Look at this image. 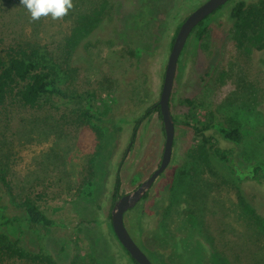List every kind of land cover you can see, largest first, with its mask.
Returning a JSON list of instances; mask_svg holds the SVG:
<instances>
[{"label":"rangeland","instance_id":"1","mask_svg":"<svg viewBox=\"0 0 264 264\" xmlns=\"http://www.w3.org/2000/svg\"><path fill=\"white\" fill-rule=\"evenodd\" d=\"M204 1L166 0L157 18L127 26L139 0H73L63 19L38 21L20 0H0L1 49L18 43L40 49L57 63L62 87L91 93L94 113L110 122L105 129L85 115L86 99L51 95L36 107L14 99L0 106L4 202L23 214L30 199L67 224L47 228L25 218L21 227L0 224V232L20 236L26 251L50 255L54 264H135L110 227L112 193L117 176L119 193H126L161 162L163 121L156 110L145 113L159 100L178 26ZM238 1L212 16L203 38L189 36L170 97L178 121L171 162L125 215L134 239L163 264H264V23L254 32L237 22L231 11ZM243 1L246 8L264 2ZM211 119L244 132L235 144L214 128L206 131L233 148L230 163H204L196 152L201 137L185 121L204 127ZM256 165L262 171L255 176ZM88 179L97 185L91 198L81 196ZM198 237L205 243L200 252Z\"/></svg>","mask_w":264,"mask_h":264},{"label":"trees","instance_id":"2","mask_svg":"<svg viewBox=\"0 0 264 264\" xmlns=\"http://www.w3.org/2000/svg\"><path fill=\"white\" fill-rule=\"evenodd\" d=\"M165 3L166 0H139L135 13H132L126 18L127 26H139L151 18H157L159 10L165 6ZM120 7L121 6L117 3L116 8L119 10ZM222 7L223 6L218 10ZM218 10L207 16L193 29L192 34H194L195 41L203 38L206 34L209 21ZM231 14L237 22L241 23V21H245V25L251 27V30L256 32L261 26V23H264V2L261 5L246 8L245 1L239 0L233 6ZM141 54L142 49L136 47L135 56L141 57ZM51 95L67 99H86V111L84 114L92 118L101 127H104L105 129L109 128V120L94 113L93 95L91 93L82 94L79 92L66 91L59 80L57 63L47 59L40 49L26 47L20 43L10 45L7 49H1L0 47V106L5 105L10 99H14L23 106L36 107L40 105L43 98ZM153 110L158 111L161 116L160 107L157 102L147 109L145 116ZM144 117H140L137 124L142 120L141 118ZM174 119L176 124L178 121L175 117ZM185 123L191 126L195 133L201 137L202 142L198 145V151L196 152L204 163H209L211 158L230 163L233 157V148L229 149L218 145L217 138L214 135L206 133L209 129L214 128L224 139L235 144H241L244 140V132L242 128L233 123L227 124L224 121L213 119H211L210 124L204 127H199L196 123L190 121H185ZM230 167L234 173L237 172V168L233 166L232 163L230 164ZM261 171L262 166L256 165L254 167L255 176L260 175ZM262 176H264V174H262ZM119 186L120 180L117 176L116 186L112 193L113 200L120 195ZM96 190L97 185L95 180L88 179L81 190V196L85 198L94 197ZM147 196L148 194L145 199ZM157 208L158 206L155 207V212L158 211ZM251 208L254 215L255 209L253 206ZM23 209V214L11 212L8 204L3 200L2 192H0V224L2 227L5 228L9 224L21 227L25 218L30 223L39 224L47 228H64L67 226L64 220L51 217L30 199L24 201ZM141 212L144 214V217H146L144 205L141 208ZM109 217L111 218V214ZM110 227L115 234L112 222H110ZM22 232L23 231L20 230V234H22ZM196 240L198 243L196 251L200 252L205 246V243L200 237ZM124 250L130 256L125 248ZM61 251H64L63 247L61 248ZM152 256L157 263L163 264L159 256ZM149 257L151 258V256ZM130 259L135 264H138L131 256ZM23 260L30 262V264H54L50 255H46L41 251L34 254L26 251L22 247V239L20 236L12 239L5 233L0 232V264H17ZM154 263L156 264V262ZM199 264H202L200 260Z\"/></svg>","mask_w":264,"mask_h":264},{"label":"water","instance_id":"3","mask_svg":"<svg viewBox=\"0 0 264 264\" xmlns=\"http://www.w3.org/2000/svg\"><path fill=\"white\" fill-rule=\"evenodd\" d=\"M230 0H205L193 9L177 28L164 72V78L158 105L165 132L164 149L159 166L133 190L121 194L115 199L111 208L112 227L119 242L138 264H155L148 253L140 246L130 233L125 214L145 199L155 181L168 167L172 159L175 137V119L171 112L170 97L174 86L178 61L193 29L207 16L218 10Z\"/></svg>","mask_w":264,"mask_h":264},{"label":"clouds","instance_id":"4","mask_svg":"<svg viewBox=\"0 0 264 264\" xmlns=\"http://www.w3.org/2000/svg\"><path fill=\"white\" fill-rule=\"evenodd\" d=\"M20 4L28 10L32 21L63 19L74 7L73 0H20Z\"/></svg>","mask_w":264,"mask_h":264},{"label":"flooded vegetation","instance_id":"5","mask_svg":"<svg viewBox=\"0 0 264 264\" xmlns=\"http://www.w3.org/2000/svg\"><path fill=\"white\" fill-rule=\"evenodd\" d=\"M161 118H162V117H161ZM158 166H159V165H158ZM122 194H123V193H122ZM120 195H121V194H120ZM120 195H119V196H120ZM119 196H118V197H119ZM118 197H116V198H118ZM116 198H115V199H116ZM115 199H114V201H115ZM114 201H113V203H114ZM141 201H142V200H141ZM141 201H140V202H141ZM140 202H139V203H140ZM139 203H138V204H139ZM138 204H137V205H138ZM129 211H130V210H129ZM125 215H126V214H125Z\"/></svg>","mask_w":264,"mask_h":264}]
</instances>
